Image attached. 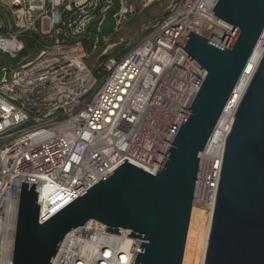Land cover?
<instances>
[{
  "label": "built area",
  "instance_id": "1",
  "mask_svg": "<svg viewBox=\"0 0 264 264\" xmlns=\"http://www.w3.org/2000/svg\"><path fill=\"white\" fill-rule=\"evenodd\" d=\"M161 1L117 0L115 31L138 7ZM217 1L171 0L95 74L82 42L114 0H0V53L17 60L35 36L24 63L0 65V264H12L21 183L35 184L42 224L124 160L156 174L206 76L182 49L187 35L221 47L234 35L214 16ZM231 101L223 113L234 119ZM226 136H212L198 156L192 207L210 217ZM118 233L88 221L64 237L50 264H134L142 240Z\"/></svg>",
  "mask_w": 264,
  "mask_h": 264
},
{
  "label": "water",
  "instance_id": "2",
  "mask_svg": "<svg viewBox=\"0 0 264 264\" xmlns=\"http://www.w3.org/2000/svg\"><path fill=\"white\" fill-rule=\"evenodd\" d=\"M212 11L234 35L225 47L187 35L182 49L206 76L156 174L124 160L42 224L35 184L21 183L12 264H50L64 237L91 220L142 240L134 264H195L198 156L257 47L264 0H218ZM204 264H264V55L225 139Z\"/></svg>",
  "mask_w": 264,
  "mask_h": 264
},
{
  "label": "bare ground",
  "instance_id": "3",
  "mask_svg": "<svg viewBox=\"0 0 264 264\" xmlns=\"http://www.w3.org/2000/svg\"><path fill=\"white\" fill-rule=\"evenodd\" d=\"M263 55H264V46H262V41H260L250 61L247 63L239 82L235 87V93L231 101V105L233 107L236 108L237 104H239ZM232 121H233V111H229L227 109L219 119V122L217 124L212 139L223 140L231 128ZM210 223H211L210 215L199 210L194 242L192 247V253L196 254L195 264H204Z\"/></svg>",
  "mask_w": 264,
  "mask_h": 264
},
{
  "label": "trees",
  "instance_id": "4",
  "mask_svg": "<svg viewBox=\"0 0 264 264\" xmlns=\"http://www.w3.org/2000/svg\"><path fill=\"white\" fill-rule=\"evenodd\" d=\"M114 1V6L105 15V18L102 21H99L101 22V25L96 28L98 22L95 21L87 28L85 40L82 42V46L88 55L91 52L96 53L95 59L98 61V64L95 67L89 66L86 62L87 66L91 68L95 74L101 72V69L108 59L121 56L131 47V45L124 47V45L119 43V39L115 38L117 31H115V19L113 16L117 14L119 4L117 3V0ZM34 39L35 36H31V40H29V38L25 40L24 51L20 55L19 60L23 59L29 49L34 47ZM110 45L114 46L110 53L102 55Z\"/></svg>",
  "mask_w": 264,
  "mask_h": 264
},
{
  "label": "rangeland",
  "instance_id": "5",
  "mask_svg": "<svg viewBox=\"0 0 264 264\" xmlns=\"http://www.w3.org/2000/svg\"><path fill=\"white\" fill-rule=\"evenodd\" d=\"M170 1L171 0H163L161 2H155L143 10H141L138 5L134 3L133 6L136 8L138 7L136 9V15H134V17L128 18V20L126 19L121 22L119 28L117 29V34L115 35V38H118L119 43L124 45V47H127V44L129 43L131 45H134L137 42L139 35L143 31L144 25L148 21H153L162 18L165 13L166 7L170 3ZM113 47V45L107 47L106 51L103 52L102 55L110 53ZM87 57L88 58L86 59V62L89 66L95 67L98 64V61L95 59L96 53L91 52L89 55L87 54ZM30 58H32V56ZM19 61V59H9L5 54L0 53V65L5 64L6 67L10 69H15L17 66H19L17 65ZM19 63H24V61H20Z\"/></svg>",
  "mask_w": 264,
  "mask_h": 264
}]
</instances>
